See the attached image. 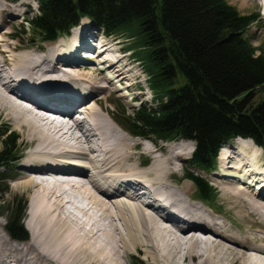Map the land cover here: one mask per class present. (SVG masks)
Returning <instances> with one entry per match:
<instances>
[{
	"label": "bare ground",
	"instance_id": "1",
	"mask_svg": "<svg viewBox=\"0 0 264 264\" xmlns=\"http://www.w3.org/2000/svg\"><path fill=\"white\" fill-rule=\"evenodd\" d=\"M24 6L0 3V114L31 146L8 177L15 182L12 190L32 198L31 237L18 245L0 227V247L10 249L0 264H124L141 251L152 264H264V240L237 234L222 222L247 225L249 218L264 226V191L255 188L264 189V182L255 183L264 180V149L250 138H237L233 146L244 150H226L214 178L220 205L198 199L190 172L178 173L186 149L165 153L166 145L147 138L153 146L141 152L104 106L116 81L125 80L122 59L112 60L111 47L101 41L98 70L87 65L78 74L69 70L82 64L77 52L95 40L82 30L81 39L59 40L47 44H55L48 50L11 43L18 37L5 26L17 22ZM82 101L86 120L78 121L71 111ZM248 143L258 147L256 153L250 154ZM141 185L146 193L139 192Z\"/></svg>",
	"mask_w": 264,
	"mask_h": 264
},
{
	"label": "trees",
	"instance_id": "2",
	"mask_svg": "<svg viewBox=\"0 0 264 264\" xmlns=\"http://www.w3.org/2000/svg\"><path fill=\"white\" fill-rule=\"evenodd\" d=\"M36 1L38 12L27 17L24 34L27 24L39 38L54 39L88 17L107 35L132 40L127 49L142 63L153 94V104L125 119L135 135L194 140L192 161L205 169L237 136L264 148V47L246 35L259 14H242L228 0ZM17 141L14 131L0 126V171L16 158ZM190 177L205 201L214 200L206 178ZM13 209L5 228L23 239L22 209ZM134 264L143 262L135 257Z\"/></svg>",
	"mask_w": 264,
	"mask_h": 264
},
{
	"label": "rangeland",
	"instance_id": "3",
	"mask_svg": "<svg viewBox=\"0 0 264 264\" xmlns=\"http://www.w3.org/2000/svg\"><path fill=\"white\" fill-rule=\"evenodd\" d=\"M228 1L232 5L236 6L237 9L239 10V12L242 14L257 13L260 15V20L258 22H255L249 31V39L255 45L261 44L264 47V0H228ZM14 2L26 3V4H28V7L24 6V7H20L18 9V14H16L17 15L16 18H18L17 22H13L11 24L10 23L6 24L5 28L10 30V33H13L14 36L18 37V39H12L15 41H10V42L13 44L23 45L24 49L27 47L29 48L30 47L29 43H31L32 45H34L33 47H35L34 50L37 47L39 48V46H38L39 44L42 45L43 47H46L47 44H51L49 42H42L41 43L39 41V38H38L39 34L36 35V34L32 33L33 31L30 32L31 28H28L27 24L25 25V29L27 30V33L24 34L22 31V23L25 21V19L38 12L37 2L35 0H15ZM14 2L9 3V2H6L5 0H0V3L3 5H6V6L14 5L13 4ZM9 18L12 19L10 16H7V21H10ZM88 22L89 21L87 20V23ZM82 24H83L82 27L86 26L85 20L82 21ZM83 30L84 29H82V31ZM93 31H95V32H93ZM87 32L88 33L91 32V33H89L90 38H92V37L95 38V40H93V43L99 39V41L96 42L98 45L101 41H104L106 44L109 45V48L111 47L109 50V51H111V52H109V55H110V58L112 60H117V59L121 60L122 59L120 65H119V69L122 70V71L120 70V72L124 73L123 76L125 77V80H118V81H122L120 83L118 81H116V83L114 84V86L117 87V88L115 87L116 92L114 90H113L114 92L109 91V92H111V96L108 95L109 96L108 100L103 101L104 106L107 109L112 110V113L113 112L115 113V116H117L116 117L117 120L123 121V118H126L127 116L133 114L134 110L137 109L138 107L145 105V104H147V105L153 104V94H152L150 88L148 87V82H147L148 76L144 72L142 64H138L136 61H133L134 59L132 57V54L130 52H128V50H127V46H128L127 43L132 42V40L129 39L131 41H128V39L126 37H115V36L106 35L102 32V30H100V29L94 30L90 27L87 29ZM67 38L68 37H64L62 39H67ZM111 43H113V44H111ZM54 45H51V46L47 45V50L50 49L51 47H53ZM98 48L99 47L97 46V49H96V45H95V48L94 47L91 48L92 50H90V51H93V54H95L96 57L94 56L95 58L92 57L90 59H86L85 57H87V56H83L89 50H86V49L81 50V52H80L81 57L83 56L82 57V59H83L82 64H84V66H82L81 60H79L78 65L77 66H69V70L72 69L73 70L72 72L77 73L78 69H80V68L83 69V67L86 68L87 66H89L87 68L98 70L97 66L94 65V64L98 65V63H96V61H98V56L100 53ZM21 50H23V49H21ZM23 52L24 53H20V54L23 55V54H26L27 52L29 53V51H23ZM41 58H44V57H41ZM61 75L62 74L57 75L56 77H59ZM84 77L90 78L91 81L92 80L98 81V79L95 76H84ZM47 78H54V77L48 76ZM126 90H128V93ZM99 109L100 108L98 107V110ZM106 118H107V116H106ZM113 120H115V119L113 118ZM110 122L114 123L111 119H110ZM0 126H1V128H4L6 126L8 130L14 131L15 134L18 136V141H17L18 142V149H17L18 151H17V153L21 152L19 154L20 156H23V155L25 156L27 154L28 150L29 149L31 150V146L27 143L28 142L27 138H24V134L21 131L14 129L10 125V123L6 119H4L3 116H1V114H0ZM124 132H126L128 135L134 136V135L130 134L128 131L124 130ZM134 137H135V139H133V140L140 143L139 145L141 148L140 149L141 152H145L144 151L145 147H152L153 146L152 142L150 140H146V138H143L140 136H134ZM129 139H131V138H129ZM156 142H158L160 145H166L167 146L166 148H164L166 150V151H164L165 153L169 152V150H172V149L174 150L176 147L177 148L181 147L184 150L186 149L187 157L185 158L184 162L180 163L182 165L179 166L180 167L179 168L180 172H178L179 176H183L187 172H191V171L194 173L203 175L211 183V185H213V187H214V193H215L214 194V200H211L210 202L212 204H214L216 202L217 207H218V205H220L219 204L220 200L218 199V195H219L218 188H217L218 184L216 183L217 179L214 180V178H216L215 177L216 172L208 173L207 171L203 170L200 166H198V165L194 164L192 161H190L192 154H193V151L195 149V145H196L195 141L188 140V139H178V140L167 141V142L163 141V140H157ZM248 145H249L250 151L247 148H245V150L247 152L248 151L251 152L250 154L256 153V150H258V147L256 146V148H253L250 143H248ZM242 148L244 150V146H242ZM252 149L254 151H251ZM261 149H263V148H261ZM238 151H240V150L238 149ZM262 155H263V158H262L261 166L264 167V153ZM16 156H17V154H16ZM20 160H21V157L18 158L16 161H14V160L10 161L8 163V165L11 166L10 169L3 168V170H1V173H0V175L2 177L1 180H3V181H1V190H0V224H1L0 227H2V229L4 230L6 222L14 214L13 208L16 207V205L18 207L20 206L22 209L21 210V212H22V220L21 221H22V225L26 231V237L22 239V238H14L12 236H9L8 234L7 235L9 237V239L12 241V243L14 242L18 245H25L26 243H28V241L31 237L30 230H29V228H27V222H28L30 206L32 204L31 203L32 198L30 196V193H28V192L12 190L11 185H13L15 182L11 181V179L8 178V177H10L9 176L10 173L13 171L12 165L17 163V161H20ZM220 160L221 159L218 156L216 166L218 165ZM10 163H12V164H10ZM135 163H141V160L137 158ZM3 172L5 173L4 175H3ZM5 176H6V178H5ZM179 176L176 175L175 177H179ZM18 180H20V179H18ZM192 188H193V191H196L194 187H192ZM256 191L258 192V187L256 188ZM69 207H70V209H73L71 206H69ZM221 219L222 218H219V220H221ZM246 220H249L247 225H246V223H243L242 221H232L231 219H229V220L222 219V222L225 223V225L227 227H229L233 232H235L237 234L244 235L246 233L245 235H248L249 237L251 235V236L257 238L258 240H262V239L264 240V226L260 225L256 219L246 218ZM254 221H256L257 223ZM8 242L9 241H6V244ZM9 254H10V249L6 250V246L0 247V259L4 255H9ZM135 257L136 258L139 257L141 259V261L143 262V264H150L151 263V261H148L144 258V253L141 251V252H136V253L131 254L130 258H128L124 262V264H134Z\"/></svg>",
	"mask_w": 264,
	"mask_h": 264
}]
</instances>
